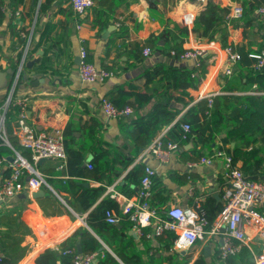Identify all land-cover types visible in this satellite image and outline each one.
I'll list each match as a JSON object with an SVG mask.
<instances>
[{"label":"crops","instance_id":"1","mask_svg":"<svg viewBox=\"0 0 264 264\" xmlns=\"http://www.w3.org/2000/svg\"><path fill=\"white\" fill-rule=\"evenodd\" d=\"M159 1V10L151 13L147 0H125L115 10L112 8L113 0H94L95 7L107 10L114 17L103 29L99 26H92L95 17L94 6L89 10L87 16L82 19V27L77 28V16L70 0H56L51 7L44 11L40 10L41 0L38 1L35 7L32 5V0H19L16 9L19 7L22 11L18 17L12 15L14 8L8 5L10 11L7 9L9 12H3L5 14L0 22V70L11 68V62L17 58L18 52L22 49V44L19 43L18 37L13 35L10 25H14L16 30H20V35L21 33L28 35L32 33L34 42L32 45L30 44L29 55L31 56L29 57L28 55L30 59L36 57L40 50L42 55L39 61L42 60L47 50L53 57L51 62L53 65L45 70L44 74L36 71V67H34L36 62L32 68H28L25 71L31 80L27 82L20 79L16 85L15 93L18 96L27 97L29 102L32 103L31 114H28V122L37 130L51 131L60 129L63 131L71 118L80 119L88 123L93 119H97L105 126L104 138L108 142L118 145L120 143L123 144L125 140H119L118 137L120 135L118 118L110 117L104 112L101 104L102 99L117 84H130L131 86H126L127 90L133 88L137 92H145L147 90L145 79L140 76L148 67L164 61L171 64L195 65L201 60H198V58L186 59L181 58V56L176 58L170 54L168 55L169 49L172 53V50L186 51L200 48L203 53L199 57H209V70L201 83L189 90L192 100L176 119L183 117L190 106L205 99L201 98L202 94L213 93L215 95V103H219L218 96L221 95L255 97V100L246 101L247 103L243 101L235 102L237 108L244 109L247 108V104H251L250 107L254 112L248 113L246 117L237 119L244 130H252L257 120L264 115V102L260 98L264 96V90H259L257 87L258 91H254L256 82L249 84L247 82L242 89H225L227 80L233 77L239 69V61L234 64L231 63L225 48L231 45L239 52L241 50L250 52L251 57H253L252 54L264 52V14L259 12V7L264 6V0ZM7 2L9 0H6ZM236 3L244 5L243 16L240 18H227L228 11ZM132 5L133 9L131 8ZM211 5L217 6L216 17L228 28L227 46H223L220 40L209 41L193 32L195 18ZM122 25L127 28V33L124 35L120 34L119 31ZM36 26L38 29L34 33ZM183 27L187 28L186 33L182 31L181 28ZM145 42H150V45L145 47H150L151 52L145 55L143 52L145 47H143L142 55L144 58L136 62L137 54H135V50L138 45L141 46ZM82 46L88 50L90 63L97 69H108L106 66L114 65L116 70L109 69L114 71V75L103 82H84L79 74V64L75 62L77 65L70 66L71 57L75 61L76 55L79 54ZM165 49L167 50L165 51ZM128 64L132 65L123 70ZM228 68L232 69V73H226ZM8 79L9 85L5 88H0V100L5 99L14 82L12 74ZM246 80L247 77H244L243 81ZM34 82L36 83L34 84ZM239 84L244 85L242 83ZM149 86H154V84L151 83ZM148 106L142 110L146 111ZM226 108L229 110V107ZM170 125L166 126L163 132H166ZM76 135L79 136L80 132H76ZM221 137V135L216 136L214 142L209 144L204 151L200 147L195 150V145L191 141L185 145V148L180 147L173 150L166 163L159 161L152 153L146 152L147 147L145 146L140 149V154L113 183L106 184L91 178H82L81 181L84 186L106 187L93 207L99 203L108 205L109 209L113 210L119 217L116 225L123 227V224H127L129 227L128 232L137 241L144 239L151 242L152 248L148 250V253H155V255L159 256L163 252V247L154 235V227L147 226L143 228L142 233H137L134 231L130 220L122 213L126 198H134L136 196L140 183L133 195L121 192L118 185L125 182V176L131 169L142 163L145 166L149 165L154 168L156 177H159L162 181L160 184L161 194L156 199V206H154L159 210L160 214L164 215L165 211L172 205L194 209L196 202L199 201L201 206H203V202L210 199V197L216 200V204L220 203L223 205L224 189L229 184V178L225 173L224 160L217 157L211 164L200 162L202 156L217 152L220 149L229 153L226 146L221 145ZM236 144H239L236 140L229 143L230 147H234ZM262 144L264 147V140ZM253 146L255 144H250L247 149H251ZM28 152L30 154V151ZM229 154L231 155V153ZM261 156L263 157L261 165L264 167V153H261ZM98 160L99 157L89 154L86 164L91 161L97 162ZM192 162H197V164L190 165ZM59 164L60 161L58 159L45 158L44 162L35 164V167L46 178L67 179L69 175L63 172L67 165L64 168H59ZM235 164L241 168V162ZM6 167V165H3L4 169ZM53 174L56 176H53ZM0 177L4 178L3 172H0ZM186 178L188 179L187 181ZM50 187L49 189L61 199L71 213L47 217L44 215L38 201L40 197L46 194V190L43 187L40 188L44 190V194L39 198H34L31 194L32 201L23 210L19 217V222L22 225H28L32 233L27 234L22 242L29 249L18 264H36V258L41 252L47 248H60L66 239L82 227L88 229L101 242V250L109 251L121 264H125L114 251L113 246L107 242L110 241L112 245L118 246L114 242V236L109 232H105V230H102L101 236L88 224L87 215L92 208L80 213L65 202L62 195L70 197L69 192L62 191V194H60L54 187L51 185ZM111 187L118 192V197L112 196ZM216 193L219 194V199L215 197ZM12 198L4 199L0 203V209ZM205 211L207 210L205 209ZM250 230L253 231L252 229ZM221 239L222 237L218 235L207 236L205 240H199L190 248L173 250L171 247L169 251H182L183 254L189 253L191 255L189 264H192L196 258L204 255L205 247L210 246V254L204 256L208 258L209 264H214L212 258L214 255L217 257L219 255ZM78 241L81 243V237H77L76 246L72 248L76 251ZM142 244V241L138 243L139 250L144 247ZM251 247L254 255L260 253L262 241L258 237H254ZM94 253H97V260L95 261L97 263L98 258L102 257L104 253L101 252L99 254L96 251ZM220 261V258H216L215 262L216 264L223 262ZM162 264L168 263L163 262Z\"/></svg>","mask_w":264,"mask_h":264},{"label":"trees","instance_id":"2","mask_svg":"<svg viewBox=\"0 0 264 264\" xmlns=\"http://www.w3.org/2000/svg\"><path fill=\"white\" fill-rule=\"evenodd\" d=\"M38 1L40 0H32V5L35 7ZM54 1L56 0H41L40 10L48 9ZM123 1L125 0H113L112 8L115 10ZM147 2L151 13L159 10V0H147ZM5 3L6 0H0V22L5 14H3L2 10ZM7 3L14 8L13 10H16L19 0H9ZM93 9L95 12L92 22L93 27L99 26L103 29L114 19L113 14L108 13L107 10L98 9L95 6ZM216 11L217 6L211 5L197 15L193 32L209 41L220 40L223 46H227L228 28L216 17ZM15 28L14 25H10L13 35L17 36L19 43L22 44V49L18 52L17 58L10 64L13 79L18 71L23 55V45L26 41V38L20 35V30ZM36 29H38L37 26L34 29V33ZM181 29L186 33L187 28L183 27ZM119 31L120 34L124 35L127 33V28L122 25ZM33 42L34 39L32 37L31 45ZM149 45L150 42H145L143 45L137 46L138 48L135 50V54H137L136 62L143 60L142 49ZM183 52V50H175V53L172 54L169 49L168 55L170 54L177 58ZM240 54L239 69L233 77L227 80L225 89H242L247 82L248 84L256 82L258 89L264 90V67L259 70L253 67L257 59L251 57L250 52L241 50ZM200 59L195 65L171 64L164 61L148 67L140 76L145 79L147 89L145 92H137L133 88L127 90L126 86L130 84H117L107 93L105 98H108L117 108L123 109L130 106L133 110L129 115L117 117L120 132L118 137L119 140H125L123 144L120 143L118 145L108 142L104 138L105 126L97 119H93L88 123L80 119L71 118L62 131L68 156L65 164L67 168L63 172L67 173L69 177L67 179L47 177L46 180L60 194H62V191L69 192L70 197L68 195L62 196L65 202L78 212L84 213L92 208L87 215L88 224L101 236L102 230L114 236V242L118 246L112 245L110 241L107 242L113 246L114 251L125 264H162L163 262L168 264H189L191 255L189 253L183 254L182 251H169L176 238V233L170 230L165 231L160 236H156L163 247V252L159 256L155 255V253L149 254L148 250L152 248L149 240L142 239L137 241L128 232L129 227L127 224H123V227H120L116 223H109L106 220L108 205L99 203L93 207L106 187L84 186L81 179L91 178L106 184L113 183L140 154V149L147 147L163 132L166 126L171 124L165 132V141H175L183 148L192 141L195 145V150L200 147L204 151L209 144L214 142L216 136L221 135V145L226 146L227 151L233 157L234 163L241 162L242 170L252 179L264 180V167L261 165L263 160L261 153H264L262 144L264 140V115L257 120L252 130H244L240 125L241 123H238L239 120L237 118L246 117L248 113L251 114L254 111L250 107L251 104H247L245 109L237 108L235 104L236 101H243L244 103L253 101V99H256L255 97L218 96L219 103H215L216 100H214L213 106L209 108V113H205L207 99H202L190 106L183 117L176 119L192 100L189 90L197 87L209 70V57L205 56ZM87 60L90 62L88 55ZM52 61L53 57L47 50L42 60L38 61L34 67H36V71L44 74V71L53 65V63L51 64ZM74 64L75 61L71 57L70 66ZM131 65L128 64L123 70ZM106 68L116 70L114 65L106 66ZM27 69L24 67L23 72ZM55 72L57 71L55 70ZM244 77H247L246 81H243ZM151 83L154 86L150 87ZM18 97L15 93L14 99ZM260 98L264 102V96ZM5 99L0 100V114ZM148 104L150 105L148 106ZM146 106H148V109L143 111L142 109ZM226 107H229V110ZM29 109H32L31 102L29 103ZM20 111V105H11L6 113L4 126L10 145L6 144L0 137V172H3L4 178L12 174L13 169L8 166V157L14 155V149L19 151L30 162H34L31 152L29 154V150L20 143L18 136L14 133ZM184 122H188L191 125V131L186 138L182 127ZM76 132H80V135L77 136ZM233 140L238 141L239 144L230 147L229 143ZM250 144H255V146L247 149ZM198 152L200 153L199 150ZM89 154L99 157L97 162H89L92 167L88 166L89 163L86 164ZM3 165L7 167L4 169ZM144 173L145 165L142 163L136 165L126 174L125 182L118 185L120 191L127 195H133L137 191L136 187L141 183ZM53 176L56 175L53 174ZM25 177L22 176L21 178L23 182L26 181L27 177ZM4 178L0 177V186L5 180ZM152 181L153 194L150 201L153 206H156L155 201L160 197V184L162 181L156 175L153 176ZM42 187L46 190V194L40 197L38 201L45 216L50 217L62 213H71L69 208L49 187L46 185ZM31 201L30 193L25 190L8 200L5 206L0 209V253L3 255L1 264H18L28 252L29 247L23 245L22 242L27 234L32 233V230L28 225H22L19 222V217ZM202 205L207 210L206 213L210 222L215 219L223 207L220 203L216 204V200L213 197L203 202ZM77 237H81L83 252L96 251L99 254L101 252L104 253L102 257L98 258L97 263L95 262L94 264H121L109 251L101 250V242L84 227L74 232L61 244L60 248H47L41 252L36 258V264H75V252L64 253L63 251L68 248H74ZM141 241L144 247L139 250L138 243ZM253 256L254 251L247 246H243L237 254L230 256L226 260H222L220 255L218 257L214 255L211 258L214 264H216V258H220L223 261L220 264H254V261L251 260ZM192 264H209V261L207 257L200 255Z\"/></svg>","mask_w":264,"mask_h":264},{"label":"built area","instance_id":"3","mask_svg":"<svg viewBox=\"0 0 264 264\" xmlns=\"http://www.w3.org/2000/svg\"><path fill=\"white\" fill-rule=\"evenodd\" d=\"M72 7L77 15V28L82 27V19L87 16L89 10L94 6V0H70ZM133 9V5L131 6ZM10 11L8 3L2 7L3 12ZM8 11V12H9ZM21 9L12 11L13 16H20ZM259 12L264 14V6L259 7ZM244 14V5L236 3L227 13V18H240ZM120 25V23H118ZM26 38L23 55L19 64L18 71L14 78L13 86L9 89L5 102L2 106L0 114V137L4 142L10 145L5 131L6 113L11 105H20L21 111L14 133L18 136L20 143L31 152L33 163L30 162L19 151L14 149V159L9 161V167L13 169L12 174L5 178L0 186V201L16 196L22 191L27 190L30 195L32 192L39 190L43 185L51 188L43 175L35 164L41 158H54L60 161L59 168H63L67 161V152L64 144L63 132L60 129L51 131L37 130L28 122L29 99L25 96H19L14 99L15 88L20 79L23 68L30 49L32 33L24 34ZM231 63H236L241 59L239 51L235 50L231 45L225 48ZM145 55L151 52L150 47L143 50ZM175 51L172 50V54ZM203 51L200 48H194L184 51L181 58H198ZM81 61L79 63V74L81 79L86 83L103 82L107 78L114 75V71L109 69H97L87 60V49L82 46L80 48ZM257 59L254 64L256 69L264 67V52L252 54ZM226 73H232V69L228 68ZM258 85H254V91H258ZM213 93L202 94L201 98L207 99V107L205 113H209V108L214 104ZM102 107L104 112L110 117H118L120 115H129L133 112L130 106L123 109L117 108L108 98L102 99ZM186 138L191 131V125L188 122L182 124ZM165 132L160 133L146 148V152L152 153L162 163H166L173 150L180 148L175 141H165ZM220 157L224 160L226 168V176L229 178V184L224 189V203L222 210L216 215L215 219L210 222L206 216V211L199 201L196 202L194 209L184 208L180 205H172L164 215L152 206L151 197L153 194V176L156 170L149 165L145 166V173L142 176L139 190L134 198H126L122 207V213L130 220L134 231L142 233L143 228L147 226L154 227V235L160 236L165 231L170 230L176 233V238L172 246L173 250L187 249L195 245L199 240H205L207 236H221L223 242L220 245L219 255L222 260L228 259L230 256L237 254L243 246L249 247L254 237H258L262 241V250L253 257L254 264H264V181L261 179H252L247 176L243 170L238 167L232 155L225 150L220 149L209 155L200 158V162L204 164L213 163L214 159ZM5 160V158H4ZM1 163V161H0ZM197 164L192 162L190 165ZM92 167V164H88ZM22 176H26V181H22ZM113 197H118V192L112 187L110 188ZM106 220L109 223H117L119 217L111 209L106 211ZM252 229L253 231H251ZM75 252V264H94L97 260V253H78L75 249L68 248L64 253ZM3 255L0 253V264Z\"/></svg>","mask_w":264,"mask_h":264},{"label":"water","instance_id":"4","mask_svg":"<svg viewBox=\"0 0 264 264\" xmlns=\"http://www.w3.org/2000/svg\"><path fill=\"white\" fill-rule=\"evenodd\" d=\"M41 55H42V51L40 50L37 54H36V57H34V58H27V60H26V63H25V67H27V68H32L33 67V65L36 63V62H38L39 60H40V58H41ZM200 59V57H198V60ZM80 61H81V57H80V54H77L76 55V58H75V62L77 63V64H79L80 63ZM12 74V70H11V68H7L6 70H0V88H5V87H7L8 85H9V76ZM20 79L22 80V81H29V80H31L29 77H28V75H27V73L24 71H22V73H21V76H20ZM19 79V80H20ZM18 83V82H17ZM36 82H34V84H35ZM13 86V84L11 85V87ZM10 87V88H11ZM28 114L30 115L31 114V110H28ZM143 150V149H142ZM13 159H14V156L13 155H10L9 157H8V160L9 161H13ZM45 161V158H41L39 161H38V163H42V162H44ZM44 194V190L43 189H39V190H37V191H34V192H32V197H34V198H39L40 196H42ZM215 197H217L218 199L220 198L219 197V194H215ZM2 202V200L0 201V203ZM221 242H223V239H221ZM77 251H78V253H83V250H82V246H81V243H80V241H78L77 242ZM210 252H211V248H210V246H206L205 247V249H204V255L205 256H208L209 254H210ZM254 257H252L251 258V260L252 261H254Z\"/></svg>","mask_w":264,"mask_h":264}]
</instances>
